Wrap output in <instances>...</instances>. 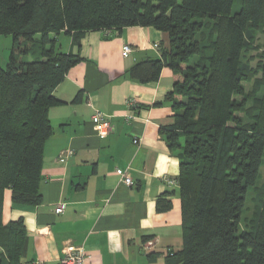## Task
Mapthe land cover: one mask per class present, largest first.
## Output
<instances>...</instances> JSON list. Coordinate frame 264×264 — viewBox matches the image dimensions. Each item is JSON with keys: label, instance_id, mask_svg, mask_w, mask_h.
Listing matches in <instances>:
<instances>
[{"label": "trees", "instance_id": "1", "mask_svg": "<svg viewBox=\"0 0 264 264\" xmlns=\"http://www.w3.org/2000/svg\"><path fill=\"white\" fill-rule=\"evenodd\" d=\"M234 1L0 0V36L13 38L7 65H0V264H22L29 242L22 217L4 221L5 192L11 190L15 206L42 203L49 111L62 103L54 90L84 59L61 51L58 35L80 47L88 31L136 25L169 35L161 58L129 70L142 83L158 80L164 67L173 74L166 100L174 122L161 134L180 159L183 248L169 264H264V188L257 186L264 157V0H241L233 13ZM259 46L261 61L253 66L248 54ZM80 99L79 93L73 101ZM254 192L256 210L247 218ZM170 205L158 201L160 210Z\"/></svg>", "mask_w": 264, "mask_h": 264}, {"label": "crops", "instance_id": "2", "mask_svg": "<svg viewBox=\"0 0 264 264\" xmlns=\"http://www.w3.org/2000/svg\"><path fill=\"white\" fill-rule=\"evenodd\" d=\"M62 34L61 51L66 44L64 52L84 59L54 90L62 103L49 111L53 134L45 143L43 201L15 206L11 190L5 192L4 221L22 217L27 229L22 264H63L68 247L84 248V264H169L171 254L183 248L179 184L163 178L176 179L180 166L161 134L162 127L174 122L166 100L173 74L164 67L158 80L146 83L129 76L136 63L161 58L169 35L139 25L93 30L76 47L70 35L62 41ZM124 44L132 47L127 56ZM79 93L81 99L74 102ZM95 109L111 119L112 130L104 139L94 129ZM67 148L74 154L59 161ZM117 169H126L134 185H127ZM159 200L170 201V208L158 209ZM60 205L63 211L57 213Z\"/></svg>", "mask_w": 264, "mask_h": 264}, {"label": "built area", "instance_id": "3", "mask_svg": "<svg viewBox=\"0 0 264 264\" xmlns=\"http://www.w3.org/2000/svg\"><path fill=\"white\" fill-rule=\"evenodd\" d=\"M131 51H132V47L130 44L123 45V50H122L123 56L129 55ZM130 117H133V116L130 115ZM91 119L94 124V129L96 130L98 136L102 139L106 138L112 130V123H111L110 116H108L107 114H105L103 111L99 109H95L92 114ZM133 142L135 144H139L140 139L135 138ZM73 154H74V149L67 148L64 151H62L61 155L59 156V161L64 162L67 157ZM117 173L121 175L123 181L127 185L129 186L134 185V180L126 169L125 170L117 169ZM163 178L169 184H178L177 178L174 179L168 176H165ZM62 211H63V205H60L56 209V212L60 213ZM85 257H86V254H85V250L83 247H78V248L68 247L65 249V256L62 262L63 264H84ZM31 264H47V263L44 260H36V261H33Z\"/></svg>", "mask_w": 264, "mask_h": 264}, {"label": "rangeland", "instance_id": "4", "mask_svg": "<svg viewBox=\"0 0 264 264\" xmlns=\"http://www.w3.org/2000/svg\"><path fill=\"white\" fill-rule=\"evenodd\" d=\"M241 7V0H235L234 4H233V13L236 12L237 10H239V8ZM69 38V36L62 34V41L65 38ZM258 43L262 44L263 43V34H259L258 37ZM63 44H65V40L63 42ZM13 47V38L11 35H1L0 36V65H2L3 67H5L7 65V62L9 60V56L11 53ZM66 47L67 45H64V49H62V51H66ZM263 52V48L261 46L251 50L248 54V59L250 60L251 64L253 66H256L260 61H261V57L259 56V54H261ZM248 89L252 88V83L248 84ZM258 188H264V157H263V163L261 165L260 168V176L258 179ZM257 198H256V192L253 193L251 200L248 202V209L245 210L243 216L247 217V218H251L254 215V211L256 210V203H257ZM254 205V206H253ZM243 227H245V224L243 223Z\"/></svg>", "mask_w": 264, "mask_h": 264}]
</instances>
